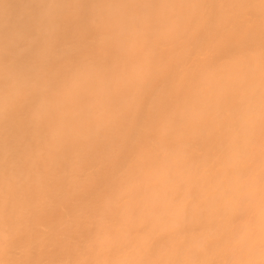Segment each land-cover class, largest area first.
<instances>
[{"label":"bare ground","instance_id":"1","mask_svg":"<svg viewBox=\"0 0 264 264\" xmlns=\"http://www.w3.org/2000/svg\"><path fill=\"white\" fill-rule=\"evenodd\" d=\"M0 264H264V0H0Z\"/></svg>","mask_w":264,"mask_h":264}]
</instances>
